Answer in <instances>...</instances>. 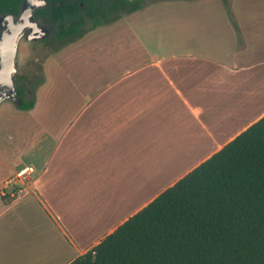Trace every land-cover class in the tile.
Segmentation results:
<instances>
[{
	"label": "crops",
	"instance_id": "obj_1",
	"mask_svg": "<svg viewBox=\"0 0 264 264\" xmlns=\"http://www.w3.org/2000/svg\"><path fill=\"white\" fill-rule=\"evenodd\" d=\"M226 1L182 0L138 33L122 20L90 52L59 51L60 68L86 53L98 66L26 134L40 172L0 194V264L71 263L264 117V0Z\"/></svg>",
	"mask_w": 264,
	"mask_h": 264
},
{
	"label": "trees",
	"instance_id": "obj_2",
	"mask_svg": "<svg viewBox=\"0 0 264 264\" xmlns=\"http://www.w3.org/2000/svg\"><path fill=\"white\" fill-rule=\"evenodd\" d=\"M22 1L0 0V16H18ZM45 1L34 17L55 25L47 46L81 38L142 4ZM69 264H264V117Z\"/></svg>",
	"mask_w": 264,
	"mask_h": 264
},
{
	"label": "rangeland",
	"instance_id": "obj_3",
	"mask_svg": "<svg viewBox=\"0 0 264 264\" xmlns=\"http://www.w3.org/2000/svg\"><path fill=\"white\" fill-rule=\"evenodd\" d=\"M141 1L142 4L139 10L130 15H122L118 21L110 25L97 27L88 31L85 35L98 30L96 34L92 35V38L85 43H81L85 35L63 44L54 42L50 46H47L44 41H28L25 38L19 41L15 61L17 70L16 79L20 83H23L25 80L31 81L30 84L22 87L21 96L24 97L25 102H28L32 98L35 99V102L37 101V107L33 111L30 110L28 113V111L25 112L17 108L10 100H3L0 102V162L7 164L10 168H0V194L3 192L2 187L5 184L3 178L6 176L8 178L13 177L18 169L24 167V165H28V161L30 160L29 156L26 155L27 148L29 147L26 137L28 130L34 134H36L37 131L42 132L44 121H46L48 117L53 120L56 114H58L60 104L64 101V98L74 95L76 81L79 80V78L85 80L87 76L92 75V72L84 75H80V73L91 71V67L98 66V60L94 58V55H92V53H86L77 58H74L73 55L71 58L67 57L65 64L60 68L56 61H58L60 55L63 54L64 56L66 52L59 51L74 48L79 44L78 47L81 46L80 48L85 50L83 52H90L92 46L97 47L95 45L98 43H101L100 45L102 46V40L106 38V30L120 23L122 20L128 22L130 27L138 33L140 17H146L147 19L151 17L153 23H155L154 16L160 20H162V18H169L171 6L173 4H178L179 1L182 0ZM47 27L49 29L55 27V25L49 21ZM160 28L163 29L162 23L159 24L157 32ZM153 33L154 32L151 34L153 35ZM151 34L147 36H152ZM157 35L160 39V44H162L164 39H167L169 44V34H164V32H162ZM116 37L117 34L115 32H109L107 40L111 42ZM168 50L170 49L168 48ZM72 53L69 54L71 55ZM44 69L46 72H44ZM93 74H95V72H93ZM44 83H46L45 86H43ZM40 134L32 139L31 144L35 145L36 142L40 140ZM41 157L38 165H40L41 160L44 159V155ZM18 163H21L20 167H18ZM36 170L40 172L38 169Z\"/></svg>",
	"mask_w": 264,
	"mask_h": 264
},
{
	"label": "water",
	"instance_id": "obj_4",
	"mask_svg": "<svg viewBox=\"0 0 264 264\" xmlns=\"http://www.w3.org/2000/svg\"><path fill=\"white\" fill-rule=\"evenodd\" d=\"M35 7V0H23L18 14V20L22 22L9 26L7 31L0 30V86L11 88L14 85L18 44L24 36L25 27L30 23L29 19L33 17ZM26 40L33 39L26 36Z\"/></svg>",
	"mask_w": 264,
	"mask_h": 264
},
{
	"label": "flooded vegetation",
	"instance_id": "obj_5",
	"mask_svg": "<svg viewBox=\"0 0 264 264\" xmlns=\"http://www.w3.org/2000/svg\"><path fill=\"white\" fill-rule=\"evenodd\" d=\"M36 7L34 14L45 7H47V3L45 0H35ZM29 19V24L24 29V36L23 38L26 39V36L29 38H32L31 41H46L51 39L53 34L55 33V27L48 29V20L47 19H36L34 17ZM22 21L18 20V16H12V15H2L0 16V30L1 31H7L9 26L11 25H18ZM30 80H25L23 83H20L16 79V74L14 77V85L13 87H6V86H0V100H10L13 102L16 107L18 108L23 103H26L24 101V97H22V87L26 86L27 84H30ZM25 111V110H24Z\"/></svg>",
	"mask_w": 264,
	"mask_h": 264
},
{
	"label": "built area",
	"instance_id": "obj_6",
	"mask_svg": "<svg viewBox=\"0 0 264 264\" xmlns=\"http://www.w3.org/2000/svg\"><path fill=\"white\" fill-rule=\"evenodd\" d=\"M36 170L33 166H24L18 169L13 177L7 179L5 181L4 186L2 187L3 192L1 193L2 196L6 194L14 197L16 194L22 196L25 194L24 187L26 183L30 182L32 177L35 175Z\"/></svg>",
	"mask_w": 264,
	"mask_h": 264
}]
</instances>
